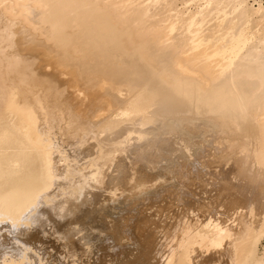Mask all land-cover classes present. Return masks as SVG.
I'll use <instances>...</instances> for the list:
<instances>
[{
    "label": "bare ground",
    "instance_id": "bare-ground-1",
    "mask_svg": "<svg viewBox=\"0 0 264 264\" xmlns=\"http://www.w3.org/2000/svg\"><path fill=\"white\" fill-rule=\"evenodd\" d=\"M264 0H0V264H264Z\"/></svg>",
    "mask_w": 264,
    "mask_h": 264
},
{
    "label": "rangeland",
    "instance_id": "rangeland-1",
    "mask_svg": "<svg viewBox=\"0 0 264 264\" xmlns=\"http://www.w3.org/2000/svg\"><path fill=\"white\" fill-rule=\"evenodd\" d=\"M262 244L264 245V242H263V243H261V245L259 246L260 250H262Z\"/></svg>",
    "mask_w": 264,
    "mask_h": 264
}]
</instances>
